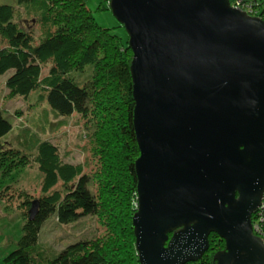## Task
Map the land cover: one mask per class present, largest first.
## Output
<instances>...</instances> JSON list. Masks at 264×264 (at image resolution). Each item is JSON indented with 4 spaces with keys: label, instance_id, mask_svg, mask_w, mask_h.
<instances>
[{
    "label": "water",
    "instance_id": "obj_1",
    "mask_svg": "<svg viewBox=\"0 0 264 264\" xmlns=\"http://www.w3.org/2000/svg\"><path fill=\"white\" fill-rule=\"evenodd\" d=\"M127 35L138 264H264V21L230 0H108ZM38 202L28 211L37 215Z\"/></svg>",
    "mask_w": 264,
    "mask_h": 264
},
{
    "label": "trees",
    "instance_id": "obj_2",
    "mask_svg": "<svg viewBox=\"0 0 264 264\" xmlns=\"http://www.w3.org/2000/svg\"><path fill=\"white\" fill-rule=\"evenodd\" d=\"M240 1L242 6L248 2ZM257 1L258 16L264 21V0ZM15 2L17 7L0 4V76L9 75L5 81L9 96L26 100L40 92L39 102L53 117L76 115L86 122V129H92L86 136L92 155L88 161L94 159L96 169L87 174L84 167L64 162L54 144L37 139L29 130L17 131L16 144L33 152L42 190L48 193L38 200L35 218L24 221L17 248L1 264H138L132 216L136 211L134 162L139 153L132 126V54L127 42L99 27L85 0ZM19 9L33 20L35 29L19 27L15 21ZM49 62L42 78L43 65ZM87 69L88 78L79 84L72 75H84ZM11 131V123L0 111L4 168L20 167L27 156L10 143L3 146ZM58 184V189L49 191ZM51 217L59 226L93 218L103 234L49 253L39 240ZM223 248V241L210 235L207 252L190 264H212L213 255Z\"/></svg>",
    "mask_w": 264,
    "mask_h": 264
},
{
    "label": "rangeland",
    "instance_id": "obj_3",
    "mask_svg": "<svg viewBox=\"0 0 264 264\" xmlns=\"http://www.w3.org/2000/svg\"><path fill=\"white\" fill-rule=\"evenodd\" d=\"M0 4L17 7L15 0H0ZM85 7L99 27L108 29L110 34L127 42V35L112 17L108 4L101 0H85ZM22 12V9L17 11L15 20L19 27L25 31L35 29L33 20ZM35 35H38L37 30ZM49 68L50 62L43 65L42 78L47 75ZM89 74L90 69H87L84 75L75 74L72 77L82 84ZM8 76H0V111L12 125V131L3 139V146L10 143L27 156L20 167L4 168V163L0 165V264L3 258L17 248L31 204L48 193L42 190V175L34 163L33 152L16 144L14 136L17 131L29 130L37 139L54 144L64 162L84 167L87 174L92 175L96 169L95 160L88 161L92 155L86 136L91 134L92 129H86V122L76 115L68 119L53 117L44 102H39L40 92L31 94L26 100L12 99L5 87ZM59 124H63L62 127L58 128ZM59 186L58 184L49 191L56 190ZM101 234L103 229L93 218L87 217L67 226H59L54 217H51L41 230L39 244L49 253H56L77 241H88Z\"/></svg>",
    "mask_w": 264,
    "mask_h": 264
},
{
    "label": "built area",
    "instance_id": "obj_4",
    "mask_svg": "<svg viewBox=\"0 0 264 264\" xmlns=\"http://www.w3.org/2000/svg\"><path fill=\"white\" fill-rule=\"evenodd\" d=\"M257 0H248L243 6L240 0H236L233 3H231V6L236 8L237 10H240L244 13H246L248 16L253 18H259L258 12H257ZM252 229L253 234L262 240L264 244V194L261 201V205L258 208L255 217L252 221Z\"/></svg>",
    "mask_w": 264,
    "mask_h": 264
}]
</instances>
